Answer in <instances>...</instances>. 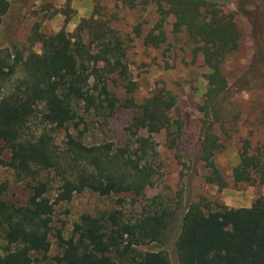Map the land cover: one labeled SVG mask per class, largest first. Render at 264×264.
<instances>
[{
	"label": "trees",
	"instance_id": "trees-1",
	"mask_svg": "<svg viewBox=\"0 0 264 264\" xmlns=\"http://www.w3.org/2000/svg\"><path fill=\"white\" fill-rule=\"evenodd\" d=\"M116 1L129 9L137 6V0ZM138 1L141 8L148 3ZM153 3L159 19L144 36V44L155 48L163 44L164 26L172 17V33L184 30L195 45L193 59L201 54L208 69L204 101L198 107L203 117L198 159L208 171L204 182L222 190L227 183L215 156L223 146L214 126L222 116L219 100L227 90L221 66L236 50L239 30L233 16L223 12V4L213 0ZM9 5L10 0H0V22ZM68 21L66 17L64 23ZM133 33L141 36L139 25ZM28 40L31 47L39 45V53L29 51L24 56L19 51L12 55L0 51V80L19 74L0 99V142L10 152L8 162L0 159V165L10 168L18 180L33 183L25 206L5 201L6 185L0 184V264L48 260L54 264H170L164 250L167 245L176 252L177 264H264V199L242 209L187 202L177 231L175 212L154 204L135 215L121 209L83 214L67 238L55 233L58 253L49 257L54 206L86 191L100 197L127 195L132 203L143 199L158 169L153 136L165 132L173 145L182 124L172 116L176 96L167 90L156 89L135 104L136 86L129 78L124 40L95 10L72 33L61 29L46 35L35 26ZM112 76L120 80L128 96L124 103L108 89ZM121 108L135 110L124 129V144L86 145L87 123L79 111L106 121ZM33 126L38 133L31 131ZM62 130L64 140L58 146L53 134ZM231 177L234 183L264 186V156L249 154L245 142ZM53 186L56 197L51 200L48 192ZM149 244L154 249H137Z\"/></svg>",
	"mask_w": 264,
	"mask_h": 264
},
{
	"label": "rangeland",
	"instance_id": "rangeland-1",
	"mask_svg": "<svg viewBox=\"0 0 264 264\" xmlns=\"http://www.w3.org/2000/svg\"><path fill=\"white\" fill-rule=\"evenodd\" d=\"M213 1L223 4V12L233 16L240 34L236 50L225 58L221 66L227 90L219 100L222 116L214 126L223 146L215 156V164L227 183L222 190L204 182L203 177L208 171L198 159L200 122L203 118L198 107L204 101L208 69L201 54L193 59L195 45L186 32L172 33V17L167 18L164 26L166 41L155 48L144 44V36L159 19L153 0H148L144 8L137 0L134 9L116 0H10L9 9L0 22V51L11 55L19 51L24 56L29 51L39 53V45L31 47L28 40L33 28L38 26L39 32L46 35L61 29L72 33L81 20L77 21L78 15L87 4L90 13L85 18L95 10L97 17L110 22L124 40L129 78L136 86L133 93L135 104H141L156 89L167 90L176 96L172 116L182 124L181 133L173 145L168 142L165 132L153 136L157 145L158 169L143 199L132 203L127 195L100 197L86 191L74 194L68 202L57 203L52 216L49 257L58 253L55 233L59 232L67 238L73 223L83 214L95 216L103 211L121 209L135 215L142 207L154 204L175 212L174 229L177 231L187 202L218 203L228 209H242L264 199V186L234 183L231 177V170L239 163V154L245 142L249 145V154L264 156V0ZM66 17L69 21L64 23ZM137 25L141 29L139 37L133 33ZM17 77L19 74L0 80V99L8 94ZM108 89L121 103L128 98L116 76L108 81ZM134 113L133 109L121 108L112 118L104 121L79 111L87 123L84 143L111 142L122 146L124 129ZM31 131L38 133L39 129L33 126ZM69 131L75 133L71 127ZM64 135L63 130L54 133L55 144L61 146ZM9 157V150L0 142V159L7 163ZM0 184L6 185L5 201L26 205L33 185L31 181L18 180L10 168L0 165ZM55 194L53 186L48 197L54 200ZM137 249L145 252L154 249V245ZM164 250L170 264H177V254L171 245L165 246ZM38 264L54 262L48 260Z\"/></svg>",
	"mask_w": 264,
	"mask_h": 264
},
{
	"label": "crops",
	"instance_id": "crops-1",
	"mask_svg": "<svg viewBox=\"0 0 264 264\" xmlns=\"http://www.w3.org/2000/svg\"><path fill=\"white\" fill-rule=\"evenodd\" d=\"M90 1H91V0H86V2H90ZM89 13H90V9L87 8V4H86V8L84 9V11L78 15V19H77V21H78L79 19H82V18L87 17V16L89 15ZM73 27H75V25H74Z\"/></svg>",
	"mask_w": 264,
	"mask_h": 264
}]
</instances>
